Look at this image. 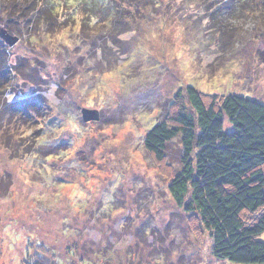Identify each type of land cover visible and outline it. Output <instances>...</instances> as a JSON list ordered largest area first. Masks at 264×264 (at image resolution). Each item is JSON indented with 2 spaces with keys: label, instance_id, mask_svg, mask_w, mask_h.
<instances>
[{
  "label": "rangeland",
  "instance_id": "rangeland-1",
  "mask_svg": "<svg viewBox=\"0 0 264 264\" xmlns=\"http://www.w3.org/2000/svg\"><path fill=\"white\" fill-rule=\"evenodd\" d=\"M162 1L160 15L128 14L123 34L68 22L35 41L0 23L20 38L8 47L22 70L8 103L32 94L48 103L8 127L15 154L0 143V264H30L43 243L48 261L62 264L75 261L68 251L77 245L104 246L110 264H235L212 256L199 219L169 192L182 169L180 138L162 162L145 139L188 86L207 101L238 94L264 103V0L215 16L201 0ZM83 109L99 119L85 122Z\"/></svg>",
  "mask_w": 264,
  "mask_h": 264
},
{
  "label": "trees",
  "instance_id": "trees-1",
  "mask_svg": "<svg viewBox=\"0 0 264 264\" xmlns=\"http://www.w3.org/2000/svg\"><path fill=\"white\" fill-rule=\"evenodd\" d=\"M162 3V0H33L26 7L1 0L0 23L19 37L27 33L30 40L31 35L35 36V41L39 31L51 33L68 28V22L90 30L100 26L111 29L108 34L117 29L123 34L119 24L128 14L133 21L144 19L149 8L160 15L156 10L162 9ZM200 3L206 6L205 13L213 16L224 14L231 5L232 13H237L241 4L240 0ZM180 9L177 13L184 12ZM165 12H169L168 6ZM133 29L129 27L124 32ZM9 51L0 40V143L13 152V143L6 134L8 127L15 126L32 111L46 109L48 103L40 94L8 103V97L15 95L10 89L19 84L17 73L22 71L21 66L15 65V58H10ZM212 97L207 101L206 95L194 86H188L184 92L179 90L173 98V111L149 130L145 147L162 162L166 160L167 145L180 138L182 169L169 185L175 203L185 214L199 219L197 227L208 233L215 259L264 264V242L259 239L264 233V103L238 94ZM20 140L23 142V137ZM32 249L35 257L30 264L63 262L58 258L48 261V247L44 243ZM68 253L71 261L75 260L70 264H110L112 260L104 246L81 253L77 245ZM77 253H80L78 260Z\"/></svg>",
  "mask_w": 264,
  "mask_h": 264
},
{
  "label": "water",
  "instance_id": "water-1",
  "mask_svg": "<svg viewBox=\"0 0 264 264\" xmlns=\"http://www.w3.org/2000/svg\"><path fill=\"white\" fill-rule=\"evenodd\" d=\"M0 40H2L6 46L13 47L19 42L20 38L8 33V31L4 27L0 26ZM82 117L85 122L91 120L96 121L99 119L97 111L88 109L82 110Z\"/></svg>",
  "mask_w": 264,
  "mask_h": 264
}]
</instances>
